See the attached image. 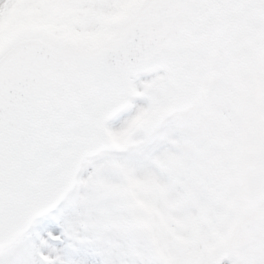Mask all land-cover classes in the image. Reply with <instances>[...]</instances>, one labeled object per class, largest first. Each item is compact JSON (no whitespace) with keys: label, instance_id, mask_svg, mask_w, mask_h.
I'll return each instance as SVG.
<instances>
[{"label":"snow or ice","instance_id":"1","mask_svg":"<svg viewBox=\"0 0 264 264\" xmlns=\"http://www.w3.org/2000/svg\"><path fill=\"white\" fill-rule=\"evenodd\" d=\"M0 264H264V0H0Z\"/></svg>","mask_w":264,"mask_h":264},{"label":"rangeland","instance_id":"2","mask_svg":"<svg viewBox=\"0 0 264 264\" xmlns=\"http://www.w3.org/2000/svg\"><path fill=\"white\" fill-rule=\"evenodd\" d=\"M145 77V78H143ZM141 80H146L149 79V77L147 76H143ZM166 106V102L165 103H161L160 106L158 107V112L160 115L164 114L165 112V107ZM162 110V111H161ZM146 113H150L152 114V116L154 115V112H143L138 116V119L141 120L143 117H150V116H145ZM111 138L113 139H121L123 141V138L120 136H116V135H112ZM169 163H171V161H169ZM135 187L137 189V193L141 194L143 196H147L149 194H154V193H159L162 192V186L156 182V180L154 178H144L141 179L139 181H135ZM139 203L141 204L142 207L146 208V209H150V205L149 202L146 199H141L139 201ZM152 211H155L154 209H150ZM157 215H159L158 212H156Z\"/></svg>","mask_w":264,"mask_h":264},{"label":"bare ground","instance_id":"3","mask_svg":"<svg viewBox=\"0 0 264 264\" xmlns=\"http://www.w3.org/2000/svg\"><path fill=\"white\" fill-rule=\"evenodd\" d=\"M158 116H159V114H158V109H157L156 111H154V115H153V116H151V117H149V118H146V119H144L143 121H147V120H150V119L156 118V117H158Z\"/></svg>","mask_w":264,"mask_h":264},{"label":"water","instance_id":"4","mask_svg":"<svg viewBox=\"0 0 264 264\" xmlns=\"http://www.w3.org/2000/svg\"><path fill=\"white\" fill-rule=\"evenodd\" d=\"M168 110H169V108H168Z\"/></svg>","mask_w":264,"mask_h":264}]
</instances>
